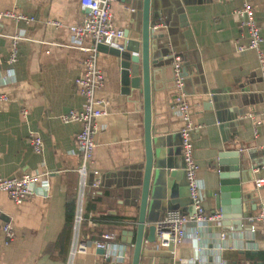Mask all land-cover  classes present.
<instances>
[{
    "label": "crops",
    "instance_id": "crops-1",
    "mask_svg": "<svg viewBox=\"0 0 264 264\" xmlns=\"http://www.w3.org/2000/svg\"><path fill=\"white\" fill-rule=\"evenodd\" d=\"M244 1L156 0L152 5V12L157 10L161 16L155 22L162 30V47L151 51V58H159L161 64L151 67L154 168L147 212L151 223L162 220L168 210L193 212L180 133L183 122L172 110L175 89L166 48L183 57L185 92L196 125L194 156L206 210L223 215L225 207L233 215L238 207L253 217L264 207V185L256 184L258 178L264 179V78L258 53L247 47L250 38L236 12ZM247 1L255 9L264 38V0ZM12 9L34 20L0 21V75L11 68L12 37L20 32L26 36L19 43L13 80H0V93L9 98L0 101V176L47 173L50 187L46 192L40 183L36 194L20 204L0 193V264H67L80 190L81 157L75 136L82 125L64 122L61 116L84 105L75 80L88 53L72 43L69 26L81 23L86 10L80 0H0L1 11ZM112 16L117 28L134 33L132 40L139 39L142 0H115ZM51 20L63 25L56 27ZM239 45L247 48L240 51ZM91 46V39L82 44ZM261 49L264 53V40ZM98 62L105 73L98 95L110 104L108 115L99 120L92 164L99 176L91 172L88 177L81 237L115 233L127 259L115 263L91 249L76 262L132 264V232L139 216L146 159L144 95L142 86L134 89L124 84L120 58L110 49H100ZM32 135L42 138V153L32 149ZM221 162L229 169L223 172ZM97 177L101 186L95 189L91 184ZM236 181H241L242 204ZM228 221L205 231L201 241L189 224L187 238L175 249L148 242L146 230L139 264H264V222H255L252 230L247 218L241 231H233L236 219ZM4 223L15 231L12 240L1 229Z\"/></svg>",
    "mask_w": 264,
    "mask_h": 264
},
{
    "label": "built area",
    "instance_id": "built-area-1",
    "mask_svg": "<svg viewBox=\"0 0 264 264\" xmlns=\"http://www.w3.org/2000/svg\"><path fill=\"white\" fill-rule=\"evenodd\" d=\"M115 0H80L81 7L86 10V14L79 24L69 26L72 43L79 46L88 54L82 61V73L75 80L77 92L84 97V105L81 109L71 110L61 116L64 122H79L81 130L75 136V145L81 157V164L78 169L80 174V190L78 199V208L74 220V240L68 257L67 264H77V257L87 255L91 249L96 251L103 250L100 253L103 259L111 260L115 263L123 262L127 259L125 247L117 243V235L112 232L100 234L98 238H93L90 234L85 238L81 237L84 217V198L88 187V177L91 172L99 176V171L92 167L94 153L97 146L96 136L99 132V120L108 115V98L99 96L98 91L105 82V73L99 65L98 57L100 54V45L109 47H119L124 40L132 39L134 33L126 35L124 29L117 28L113 23L112 3ZM243 19V25L247 30L250 41L248 48L254 49L258 53L261 63L262 75L264 78V53L261 49L264 40L259 25L255 17L254 7L245 0L241 9L236 11ZM3 19H14L16 21L31 22L33 17H29L23 12L17 10H0V21ZM50 24L61 27L60 20H51ZM159 24L153 26L154 30L159 28ZM25 33L20 32L12 37L11 52L9 55L10 70L0 75V80L8 83L14 78L13 66L19 58V43L25 39ZM86 39H91V47H82ZM247 47L239 45L238 49L245 50ZM172 70L174 79L175 99L172 105L174 113L182 120L183 126L180 130L182 139V150L185 162L186 180L189 189V195L192 200L193 212L184 214L179 210L166 211L162 220L156 225V242L159 246L169 249H175L182 244L188 236V225L193 224V233L197 241H201L202 234L213 227H220L223 221L221 212H209L204 206L202 193V184L198 177L199 166L195 161L194 146L192 142V132L196 125L192 120L191 104L185 92V75L183 57L181 54L171 52ZM0 101H9L5 93H0ZM22 112L27 114V109L23 107ZM31 147L36 153L43 152V140L38 135H32ZM47 173H26L21 177L0 176V193H6L16 204L36 194L37 185L44 183L46 192L49 190V181L45 179ZM258 187L264 185V179L256 180ZM101 186V180L97 177L91 184V187L98 189ZM47 195V193H46ZM252 230H255V222H264V207L259 209L256 216L250 217ZM8 240L15 237V231L10 223H4L1 227ZM222 239H226V233H222ZM224 264V263H220Z\"/></svg>",
    "mask_w": 264,
    "mask_h": 264
},
{
    "label": "water",
    "instance_id": "water-1",
    "mask_svg": "<svg viewBox=\"0 0 264 264\" xmlns=\"http://www.w3.org/2000/svg\"><path fill=\"white\" fill-rule=\"evenodd\" d=\"M156 0H142V27L139 32V39H128L126 43H122L119 47H109L100 45V49H110L115 55L120 58V65L122 68V80L125 85H129L130 88L138 89L142 86L144 95V112H145V166L142 183V193L140 199L139 216L135 232L134 251L132 264H139L142 246L145 239V232L148 231L146 240L150 243L156 241V225L147 220V212L150 204V187L154 168V153L152 145V107H151V67L152 65L160 66L159 58H151L152 49H159L162 47L160 39L162 37V30H154L153 26L155 21L161 18L158 15L157 10L152 12V5ZM129 35V31L126 32ZM156 39V43H152V40ZM166 44H169L166 42ZM167 55L171 54L170 49L166 48ZM171 56V55H170ZM172 59V57H171ZM225 158V156H223ZM221 162V170L226 171L229 167L224 166ZM224 176V173L223 175ZM241 181H236L235 189L239 191L237 196L240 198L239 202L242 204L243 195ZM241 191V192H240ZM250 198H253L251 196ZM244 200H248L244 197ZM238 202V200H237ZM238 202V203H239ZM254 209H257V205H254ZM223 224H229L230 218L236 219V227H233V231H241L243 229L244 219L250 218L251 215L246 213L243 209L236 207L234 214L231 215L227 208H223ZM254 216H256L254 214ZM104 253L103 250L99 251Z\"/></svg>",
    "mask_w": 264,
    "mask_h": 264
}]
</instances>
